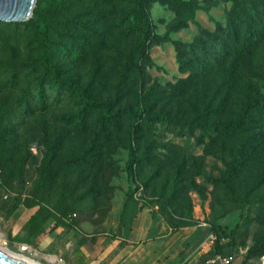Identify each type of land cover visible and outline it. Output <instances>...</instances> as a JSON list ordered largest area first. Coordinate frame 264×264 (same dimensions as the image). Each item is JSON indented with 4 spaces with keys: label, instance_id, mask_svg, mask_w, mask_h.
Segmentation results:
<instances>
[{
    "label": "rangeland",
    "instance_id": "1",
    "mask_svg": "<svg viewBox=\"0 0 264 264\" xmlns=\"http://www.w3.org/2000/svg\"><path fill=\"white\" fill-rule=\"evenodd\" d=\"M131 1L49 0L41 14L57 22L48 37L62 78L112 101L121 119L108 129L98 113L84 129L69 123L77 100L64 90L48 91L35 30L24 21L0 24V132L9 134L0 145V245L41 264H64L52 245H40L46 234L56 243L74 236L121 240L134 213L145 209L151 241L166 242L156 264H204L213 252L204 223L218 231L220 251L235 264H264V129L225 135L203 127L229 121L248 96L264 95V30L254 54L239 61L236 83L220 67L205 79L188 77L178 69L171 41L203 39L201 30L216 33L230 2L184 0L189 10L155 1L147 7L152 31L166 40L147 43L148 61L131 57L143 69L138 77L125 58L138 43L123 33ZM241 34L243 40L244 29ZM42 84L46 109L36 102ZM138 99L167 120L137 132L131 143L138 161L130 173L128 112ZM238 153L243 163L235 166ZM42 204L52 217L28 244L20 242L24 224L13 229L10 213ZM51 255L55 262L48 261Z\"/></svg>",
    "mask_w": 264,
    "mask_h": 264
},
{
    "label": "trees",
    "instance_id": "2",
    "mask_svg": "<svg viewBox=\"0 0 264 264\" xmlns=\"http://www.w3.org/2000/svg\"><path fill=\"white\" fill-rule=\"evenodd\" d=\"M155 1L170 2L176 6L192 10L191 3L184 0L131 1L129 11L122 20L123 33L135 37L138 43L125 58L130 69L134 72L133 74L138 77H143V69L137 62L132 64V56L148 61L146 54L147 43H159L166 40L164 37L155 35L152 31L147 7ZM229 2L230 9L225 26H218L216 33L201 30L203 39L189 43L171 41L174 46L180 73L187 74L188 77H195L196 79H205L220 67L228 76L229 83H236L235 79L237 77L236 72L239 61L244 57L253 55L261 41V31L264 30V3L259 2L257 7L250 0H229ZM48 4L49 0H36L32 10L33 18L24 21L35 30L36 39L39 44L37 63L47 74L48 91L60 94L64 90L69 96L77 100V110L69 116V123H76L84 129L87 124L86 119L92 114L98 113L100 125L104 129L117 127L121 118L114 111V105L110 99L94 97L88 85L80 84L71 78H62L63 72L61 67L58 66L53 58L54 44L48 37L51 26L57 22L45 15H41L46 11ZM242 29H244L245 34L243 40L241 39ZM262 73L264 74V70ZM48 91L43 84L36 88V102L41 109L47 108ZM246 99L242 111L236 113L229 121L205 124L203 127L225 135H240L250 131L252 127L264 129V95L257 94L255 96H248ZM128 113L131 118L132 135L128 146V171L131 173L133 163L138 161L136 150L131 143L135 140L137 132H141L143 127L149 129L150 121L162 122L166 121L167 118L162 113L151 114L150 108L148 106L143 107L139 99L136 102L135 108L131 109ZM198 126L202 127L201 124H198ZM7 136L9 134L5 130L0 132V145L8 141ZM242 158L241 153L236 154L234 165H242ZM138 216L139 213L138 215L134 213L133 218L135 219ZM51 217L52 215L46 211L45 205H40L24 223L25 236L17 239L20 242L28 244L30 237L37 234L44 223ZM208 232L213 233L215 239L212 245L213 252L205 259V262L216 255L225 256L220 251L218 231L210 226ZM262 239L264 240V235Z\"/></svg>",
    "mask_w": 264,
    "mask_h": 264
},
{
    "label": "crops",
    "instance_id": "3",
    "mask_svg": "<svg viewBox=\"0 0 264 264\" xmlns=\"http://www.w3.org/2000/svg\"><path fill=\"white\" fill-rule=\"evenodd\" d=\"M1 200L0 209L3 204ZM35 211V207L28 208L23 205L14 209L10 213V221L14 223L13 229L21 228ZM4 213L6 214V211ZM147 213L145 209L139 213L133 220L127 236L121 240L118 238L104 241L95 237L88 239L87 242H81L74 236L70 239L63 238L64 243H56L46 234L40 245H52V252L61 255L64 264H156L158 258L165 252L163 244L166 242L156 244L155 241H151ZM162 256L165 257V254ZM158 264L166 263L160 261Z\"/></svg>",
    "mask_w": 264,
    "mask_h": 264
},
{
    "label": "water",
    "instance_id": "4",
    "mask_svg": "<svg viewBox=\"0 0 264 264\" xmlns=\"http://www.w3.org/2000/svg\"><path fill=\"white\" fill-rule=\"evenodd\" d=\"M36 0H0V22H23L32 15ZM0 264H23L0 256Z\"/></svg>",
    "mask_w": 264,
    "mask_h": 264
},
{
    "label": "bare ground",
    "instance_id": "5",
    "mask_svg": "<svg viewBox=\"0 0 264 264\" xmlns=\"http://www.w3.org/2000/svg\"><path fill=\"white\" fill-rule=\"evenodd\" d=\"M2 233L0 232V239H2ZM24 249H28V247H22ZM0 256H3V257H6V258H10V259H13V260H16L18 262H21L23 264H41V263H38L32 259H29L21 254H17L11 250H9L8 248H6L5 246H2L0 245ZM48 261L49 262H55L56 261V256H48Z\"/></svg>",
    "mask_w": 264,
    "mask_h": 264
},
{
    "label": "built area",
    "instance_id": "6",
    "mask_svg": "<svg viewBox=\"0 0 264 264\" xmlns=\"http://www.w3.org/2000/svg\"><path fill=\"white\" fill-rule=\"evenodd\" d=\"M204 228H208L207 224H203ZM215 239V236L213 235V233L208 232L206 239L204 241H208L209 243H213ZM203 241V242H204ZM27 247L26 245H23L22 247ZM23 250H25L24 248H22ZM205 264H235L234 260L232 258H230L229 256H222V255H216L213 258L208 259Z\"/></svg>",
    "mask_w": 264,
    "mask_h": 264
}]
</instances>
